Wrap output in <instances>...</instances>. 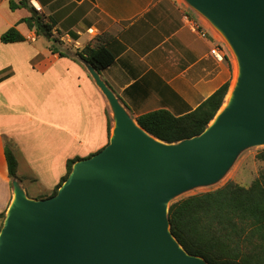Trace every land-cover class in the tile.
<instances>
[{
    "label": "water",
    "instance_id": "1",
    "mask_svg": "<svg viewBox=\"0 0 264 264\" xmlns=\"http://www.w3.org/2000/svg\"><path fill=\"white\" fill-rule=\"evenodd\" d=\"M181 1L234 59L225 107L199 135L167 144L140 128L81 61L111 112L108 142L76 161L52 196L31 199L11 182L0 264H207L172 236L168 208L176 196L217 183L243 150L264 146V0Z\"/></svg>",
    "mask_w": 264,
    "mask_h": 264
},
{
    "label": "crops",
    "instance_id": "2",
    "mask_svg": "<svg viewBox=\"0 0 264 264\" xmlns=\"http://www.w3.org/2000/svg\"><path fill=\"white\" fill-rule=\"evenodd\" d=\"M9 1L0 0V36L22 25L26 31L18 32L26 41L0 42V213L12 199L5 147L16 159L26 195L43 199L65 175L68 160L88 158L108 142V104L83 63L52 53L50 37L17 24L32 10L12 12ZM28 4L53 25L61 52L73 57L87 45H101L114 56L99 76L134 120L160 109L183 115L230 79L226 46L181 0ZM18 12L21 16L11 20L9 13ZM215 46L223 60L210 54Z\"/></svg>",
    "mask_w": 264,
    "mask_h": 264
},
{
    "label": "trees",
    "instance_id": "3",
    "mask_svg": "<svg viewBox=\"0 0 264 264\" xmlns=\"http://www.w3.org/2000/svg\"><path fill=\"white\" fill-rule=\"evenodd\" d=\"M10 11L33 10L28 0L9 1ZM17 24H25L36 36L50 37V51L61 57L85 61L97 72L110 67L114 56L104 47L87 45L73 57L61 52L52 36L53 25L45 23L39 16L22 18ZM75 38L74 34H71ZM26 39L16 26L0 36L3 44L24 42ZM75 60V61H77ZM229 89L223 84L196 109L183 115H173L166 110H156L135 119L138 126L152 137L167 143H177L199 135L221 108ZM108 118V138H109ZM8 178L20 181L17 162L8 147L4 148ZM80 159L68 160L66 173L51 196L67 178L72 165ZM255 160L262 164L257 176L247 186L228 182L215 190L188 196L169 205L170 232L183 250L202 258L207 264H264V149L257 152ZM5 212L0 213V227Z\"/></svg>",
    "mask_w": 264,
    "mask_h": 264
},
{
    "label": "rangeland",
    "instance_id": "4",
    "mask_svg": "<svg viewBox=\"0 0 264 264\" xmlns=\"http://www.w3.org/2000/svg\"><path fill=\"white\" fill-rule=\"evenodd\" d=\"M39 12V11H37ZM9 16L11 18V20L17 19L21 16V13H9ZM17 29V28H16ZM18 30L20 32H25V27L20 25L18 26ZM83 38L85 39V35L83 36ZM229 58L231 60V65H230V79H229V88H231L234 80H235V74H236V65L234 62L233 57L231 56L230 52H229ZM234 75V77H233ZM230 89H228L229 91ZM225 103V101H224ZM108 118H109V126H110V131H111V127H112V117H111V112L110 110L108 111ZM109 131V134H110ZM261 149H264V146H255V147H251L248 149L243 150L235 159V161L233 162V164L231 165V167L228 169V171L224 174V176L215 184L211 185V186H206V187H198V188H194L191 189L189 191H186L178 196H176L175 198L172 199V201L170 202V204L179 201L183 198H186L188 196L191 195H195V194H199V193H204L207 191H211V190H215L217 188L222 187L223 185H225L228 182H234L240 186H248L251 181L257 176L258 172L261 170L262 168V164L257 162L255 160V156L257 154V152Z\"/></svg>",
    "mask_w": 264,
    "mask_h": 264
},
{
    "label": "built area",
    "instance_id": "5",
    "mask_svg": "<svg viewBox=\"0 0 264 264\" xmlns=\"http://www.w3.org/2000/svg\"><path fill=\"white\" fill-rule=\"evenodd\" d=\"M36 10V9H35ZM37 11V10H36ZM87 33H91V30H87ZM198 33H199V35H200V37H202V38H205L206 37V33L205 32H203V31H198ZM210 54L214 57V58H216L217 60H223V56H222V54H221V52H220V49H219V47L218 46H215V47H213L211 50H210Z\"/></svg>",
    "mask_w": 264,
    "mask_h": 264
},
{
    "label": "bare ground",
    "instance_id": "6",
    "mask_svg": "<svg viewBox=\"0 0 264 264\" xmlns=\"http://www.w3.org/2000/svg\"><path fill=\"white\" fill-rule=\"evenodd\" d=\"M34 5L37 6V3L34 2ZM233 77H234V75H233ZM235 80H236V78H235ZM235 80H234V82H233L231 88H229L230 90L228 91V93H227V95H226V97H225V103H226V101L228 100V98H229V96H230V94H231V92H232V90H233V87H234V84H235ZM225 103H224V104L222 105V107L220 108V111L225 107Z\"/></svg>",
    "mask_w": 264,
    "mask_h": 264
}]
</instances>
